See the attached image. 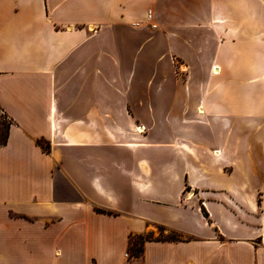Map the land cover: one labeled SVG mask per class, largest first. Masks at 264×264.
<instances>
[{"label":"crops","instance_id":"0c3cea01","mask_svg":"<svg viewBox=\"0 0 264 264\" xmlns=\"http://www.w3.org/2000/svg\"><path fill=\"white\" fill-rule=\"evenodd\" d=\"M148 9L169 33L153 40L156 56L168 49L185 81L200 82L189 120L222 137L178 124L163 142L129 139V96L107 89L123 75L112 50L128 47L124 27L142 38ZM111 29L117 41L97 42ZM0 110L10 120L0 264H264L263 192L212 179L234 178L243 141L233 130L264 121V0H0ZM150 147L171 156L145 164ZM151 224L180 236L144 239L141 255L126 257Z\"/></svg>","mask_w":264,"mask_h":264},{"label":"rangeland","instance_id":"374dc122","mask_svg":"<svg viewBox=\"0 0 264 264\" xmlns=\"http://www.w3.org/2000/svg\"><path fill=\"white\" fill-rule=\"evenodd\" d=\"M123 30L129 40L128 47H118L119 52L112 50L113 53L120 54L121 59H123V75L119 81L113 79L112 87L107 85V89L113 90L114 100L118 98V101H126L125 98L119 97V94L117 95L118 92H123L129 96L130 106L127 114L129 139L136 140L140 136L141 139H145L148 145L159 141L163 142L175 136L176 130L179 128L178 124H182L181 127L186 128L182 131L183 134L194 136L197 139L222 137L221 133L218 135L217 130H211L204 125L193 124L189 120V117L195 111V105L200 103L198 96L193 92L197 89V84L199 89L200 82L185 81V76L182 75L184 67L179 66L177 62L180 59L176 61L174 53L171 54L168 49L163 50L160 55L156 56L159 49L154 47L152 44L154 43L153 40L159 34L168 37V31L163 27H158L157 29L151 26L139 27L137 29L139 31L138 36H142V38H136L132 36L134 32L132 27H124ZM120 35V33L116 34L115 30L111 29L108 31L107 36H104V34L98 36L97 42H115ZM141 40H144L146 44L144 47L139 48V41ZM157 42L163 41L158 40ZM193 65V68L199 66ZM143 67L144 75L138 76L137 71L143 69ZM148 69H150L149 72ZM157 74L159 76H156ZM97 81L98 86L103 88L105 83L101 77ZM188 90L190 97H186ZM184 108L185 110H183ZM137 110H140V113ZM187 110L189 113L184 115ZM6 121V115L0 110V125L3 126ZM134 124H142L145 127L143 132H135ZM236 136L240 137L243 142L241 147L242 159L234 169V178L213 177L212 179L216 183L223 185L235 182V189H246L245 193L247 196H252L256 190L257 193L258 191L263 192L264 196V121L259 124L252 123L249 120L242 122L241 128H235L230 138ZM246 142L249 143L250 148L248 154L244 153L247 148ZM104 150L108 152L109 158H114L115 155L119 154L120 149L112 146L106 147ZM142 155L145 158L143 162L145 164L149 163L150 166L154 167L158 162H166L171 153L168 148L150 147L144 149L140 157ZM123 156L125 159L127 158L125 152H123ZM172 188L173 186H171ZM170 235L180 236L179 233H172L166 228L151 224L147 226L144 234H141L140 237L137 235L134 237L137 239L136 246L141 248L145 238L153 239ZM126 253L128 258L132 255L129 249H127ZM136 253V256L139 257L141 250Z\"/></svg>","mask_w":264,"mask_h":264},{"label":"trees","instance_id":"16d2710c","mask_svg":"<svg viewBox=\"0 0 264 264\" xmlns=\"http://www.w3.org/2000/svg\"><path fill=\"white\" fill-rule=\"evenodd\" d=\"M9 123H10V120L7 118V121H6V123H4L3 124V126L2 125H0V144H4L5 142H6V140H7V132H8V125H9ZM38 142H39V144L44 148V149H47V147H48V144L47 143H45L44 141H42V140H38ZM96 210H98V211H102V210H100V209H96ZM172 233H175V231H171ZM138 237H140L141 236V234H139V235H137ZM159 238H168V239H176V238H178L176 235H170V236H167V237H159ZM159 238H157V239H159ZM145 239H150V238H145ZM136 243H137V239L135 238V237H133V236H131L130 237V242H129V246H128V249L130 250V254H133V255H135L136 256V252L138 251V250H142V247L140 248V247H137L136 246Z\"/></svg>","mask_w":264,"mask_h":264},{"label":"built area","instance_id":"2783aa9c","mask_svg":"<svg viewBox=\"0 0 264 264\" xmlns=\"http://www.w3.org/2000/svg\"><path fill=\"white\" fill-rule=\"evenodd\" d=\"M146 18L149 22V25L152 27V28H156L157 24L156 22L154 21L153 19V13H152V10L151 9H148L147 10V13H146ZM125 256H127V253L125 252Z\"/></svg>","mask_w":264,"mask_h":264},{"label":"bare ground","instance_id":"6f19581e","mask_svg":"<svg viewBox=\"0 0 264 264\" xmlns=\"http://www.w3.org/2000/svg\"><path fill=\"white\" fill-rule=\"evenodd\" d=\"M217 70V69H216ZM213 72H216L215 70H213ZM142 129H143V127L142 126H137V130L138 131H142ZM215 153H217V152H215Z\"/></svg>","mask_w":264,"mask_h":264}]
</instances>
